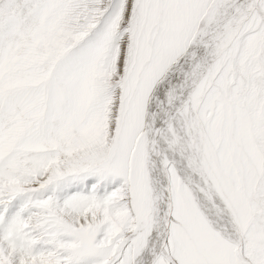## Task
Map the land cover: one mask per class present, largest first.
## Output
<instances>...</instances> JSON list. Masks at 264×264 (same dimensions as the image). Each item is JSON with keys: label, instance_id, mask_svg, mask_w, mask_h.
<instances>
[{"label": "snow or ice", "instance_id": "1", "mask_svg": "<svg viewBox=\"0 0 264 264\" xmlns=\"http://www.w3.org/2000/svg\"><path fill=\"white\" fill-rule=\"evenodd\" d=\"M0 264H264V0H0Z\"/></svg>", "mask_w": 264, "mask_h": 264}]
</instances>
